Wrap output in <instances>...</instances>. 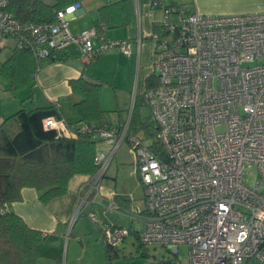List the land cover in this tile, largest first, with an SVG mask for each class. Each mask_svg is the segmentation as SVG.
<instances>
[{"label":"built area","instance_id":"obj_1","mask_svg":"<svg viewBox=\"0 0 264 264\" xmlns=\"http://www.w3.org/2000/svg\"><path fill=\"white\" fill-rule=\"evenodd\" d=\"M135 1L139 9L142 0ZM9 2L0 0V51L13 40L15 48L45 60L76 45L86 63L112 50L132 52L129 41L110 40L96 27L74 35L70 23L80 4L59 11L54 24H22L7 11ZM146 2L165 12L150 36L159 85L145 94L164 157L131 135L129 122L99 128L98 171L80 187L72 222L101 201L106 211L144 221L141 242L165 248L174 259L186 247L187 264H264V12L182 15L165 9L164 0ZM175 13L179 22L170 19ZM44 126L74 136L56 117ZM125 142L144 187L138 212L123 211L102 186ZM253 169L256 182L249 186L246 174ZM90 218L97 221L94 213ZM103 225L104 242L112 247L129 235L128 228Z\"/></svg>","mask_w":264,"mask_h":264},{"label":"trees","instance_id":"obj_2","mask_svg":"<svg viewBox=\"0 0 264 264\" xmlns=\"http://www.w3.org/2000/svg\"><path fill=\"white\" fill-rule=\"evenodd\" d=\"M9 1L7 11L13 13L22 24H54L59 11L79 4L81 0H53V3L45 0ZM164 8H174L182 15L190 14H183L181 8L174 6ZM101 11L105 15L102 27H126L135 15L134 0H120L101 8ZM96 28L99 30L101 27ZM61 54H54L48 60L61 61ZM40 61L29 49L15 48L11 56L1 64L0 74L9 83L11 91L15 92L27 87L36 78ZM72 85L74 92L81 96V101L74 105L79 116L74 129H71L74 136L47 130L45 119H61L59 104L36 107L32 105V95L26 100L31 103L30 109L26 107V101H22L17 112L0 117V264H43L40 245L46 236L30 228L20 216L7 208L22 200L24 189H36L40 200L47 204L66 195L74 177H93L97 174L96 156L101 141L97 131L106 124H112L107 120L109 112L101 106L102 84L82 78L72 82ZM158 85L159 80L153 72L147 78V91ZM139 120V130L144 129L145 135L152 137L155 125L153 116L147 121ZM133 124L134 119L130 121L129 129ZM151 150L160 159L164 157L157 142L151 144ZM115 200L121 208L128 201L126 197L120 200L118 196ZM104 243L110 257L116 254L118 246Z\"/></svg>","mask_w":264,"mask_h":264},{"label":"crops","instance_id":"obj_3","mask_svg":"<svg viewBox=\"0 0 264 264\" xmlns=\"http://www.w3.org/2000/svg\"><path fill=\"white\" fill-rule=\"evenodd\" d=\"M118 1L120 0H81L77 17L71 23L82 20V24L70 31L74 35H78L87 29L100 26L99 31L105 30L108 39L129 41L132 46L130 55H125L119 50H112L98 57L93 62L86 63L78 46L71 45L61 54L63 60H41L36 78L27 87L20 89L16 94L14 93L13 100L18 99L17 94L27 95L30 91V94L21 102L26 101L32 95V105L36 107H48L52 104H59L60 120L71 131L79 120L74 105L81 101V96L74 92L72 82L82 78L87 80L92 78L97 80L95 82L100 83V68L102 69L104 65L99 64L103 61H107L105 63L109 65V63L114 62V59L115 61L117 59L121 61V58H138L140 62H144L148 67L150 59L155 58L156 53V43L151 40L150 36L160 29L165 19V12L163 9L153 8L146 0H142V4L138 9V4L134 0L135 15L128 26L102 27L104 26L102 19L105 15L102 13L101 8L109 7ZM164 6L181 8L184 11L183 14L198 12L207 16L264 12V0H164ZM173 15L177 14H172L170 16L171 20H173ZM111 30L115 32H111ZM14 50L15 41L8 40L6 46L0 51V63L2 64L6 61ZM116 63L118 64L119 62L117 61ZM117 66L119 67L120 65ZM2 77L0 74V79ZM4 81L7 85L9 84L6 80ZM29 88L30 90H28ZM11 108H15V105L11 106L8 104L2 109L0 106V117L11 115L12 111L10 110H13ZM88 179L89 176L87 175L74 177L69 184L68 193L47 204L40 200V194L36 189L26 188L22 191V200L20 202L8 205L9 211L20 216L30 228L42 232L46 236V239L40 245V251L44 259L53 258V252L57 251L59 253L61 250L66 230L78 204V191Z\"/></svg>","mask_w":264,"mask_h":264},{"label":"rangeland","instance_id":"obj_4","mask_svg":"<svg viewBox=\"0 0 264 264\" xmlns=\"http://www.w3.org/2000/svg\"><path fill=\"white\" fill-rule=\"evenodd\" d=\"M45 1L53 3V0ZM173 21H180L178 14L173 15ZM81 24L82 20L71 23L70 30L72 31ZM111 32L115 31L111 30ZM156 60L157 55L155 53V58L150 59L148 67L144 62H140L138 58H121V61L117 59L118 64L114 59V62L109 63V65L108 63L106 65L105 62L107 61H103L99 64L104 65L102 69L100 68V83L95 82L97 81L95 79L88 78L89 81L102 84L100 91L101 106L104 111L109 112L107 120L112 123L125 124L134 119L130 134L140 137L150 144L154 143L155 139L153 136H146L144 129L139 130V118L147 121L152 116V112L146 105L144 98L148 89L147 78L154 72ZM116 64L120 66L118 67ZM4 80L3 77L0 79V106L2 109L8 104L15 105V108L10 110L13 114L21 108V100L25 99L30 91L27 95L17 94L18 99L13 100V94L20 90L12 92L10 85H7ZM26 107L31 108L29 101L26 102ZM132 148V145L128 142L121 146L106 180L101 184L106 193L113 192L115 196L120 197V200L123 197L127 198L128 201L123 203V209L138 212L144 209L145 193ZM256 175V169L247 171L246 179L249 186L255 184ZM91 213L97 216V221L90 218ZM104 223L107 226L114 225L123 227L122 229H129V235L122 236L118 247L115 249L116 254H112L111 257L107 253L102 238ZM144 227V221L138 219L132 221L123 212L106 211L102 206V202L98 201L93 205H88L74 223L71 219L61 250L59 253L57 251L53 252V258L44 259L43 264H164V258L172 255L163 247H147L143 244L138 235L142 234ZM180 256V260L174 259L172 256L174 264H187L188 248L181 247ZM248 264L261 263L252 260Z\"/></svg>","mask_w":264,"mask_h":264},{"label":"flooded vegetation","instance_id":"obj_5","mask_svg":"<svg viewBox=\"0 0 264 264\" xmlns=\"http://www.w3.org/2000/svg\"><path fill=\"white\" fill-rule=\"evenodd\" d=\"M171 262V264H174V260H172V258L170 256H168V258H166L165 263H169Z\"/></svg>","mask_w":264,"mask_h":264},{"label":"water","instance_id":"obj_6","mask_svg":"<svg viewBox=\"0 0 264 264\" xmlns=\"http://www.w3.org/2000/svg\"><path fill=\"white\" fill-rule=\"evenodd\" d=\"M165 264H171V262H169V263H165Z\"/></svg>","mask_w":264,"mask_h":264}]
</instances>
